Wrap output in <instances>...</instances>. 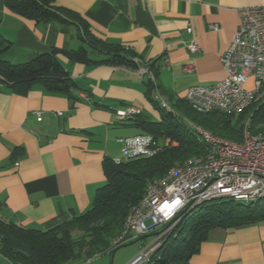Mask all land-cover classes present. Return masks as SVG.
I'll return each mask as SVG.
<instances>
[{"label":"crops","instance_id":"0c3cea01","mask_svg":"<svg viewBox=\"0 0 264 264\" xmlns=\"http://www.w3.org/2000/svg\"><path fill=\"white\" fill-rule=\"evenodd\" d=\"M55 3L77 11L97 38L119 43L153 62L157 89L170 106L178 98L184 100L189 86L222 79L220 57L239 25L238 10L264 6V0ZM0 40L8 44L0 57L13 64L27 62L37 53L69 51L80 45L87 47L92 59L103 57L82 41L76 23L37 22L9 10L5 0H0ZM191 42L199 51H189ZM57 57L78 84L72 97L40 83L24 93L14 92L0 79V218L39 230L87 210L105 181L104 159L120 160L121 137L145 133L130 121H117L116 109L135 105L149 119H161L146 76L132 68L73 61L61 52ZM189 62L194 63L192 72L183 69ZM87 93L93 104L81 97ZM35 111L43 112L42 120L37 121ZM56 111L62 114L55 115ZM15 148L19 152L12 157ZM130 257H119L117 264H127L135 256ZM190 262L264 264V218L209 229Z\"/></svg>","mask_w":264,"mask_h":264},{"label":"trees","instance_id":"16d2710c","mask_svg":"<svg viewBox=\"0 0 264 264\" xmlns=\"http://www.w3.org/2000/svg\"><path fill=\"white\" fill-rule=\"evenodd\" d=\"M5 5L12 12L37 22L51 19L72 21L78 25L82 41L103 54L101 59H92L87 47L80 45L69 51L53 49L37 53L31 60L20 64L7 62L0 57V79L14 92L24 93L33 84L40 83L49 91L72 97V90L78 84L58 59V52L70 60L89 65L107 63L132 69L137 67L134 59L138 56L133 51L119 43L97 38L77 11L57 5L55 0H5ZM7 48L5 40H0V52ZM149 67L156 76L153 62L149 61ZM147 82L151 91L153 83ZM157 108L161 112L160 120H151L138 113L126 121L158 140L167 139L169 144L148 157L122 161L104 159L105 181L96 189L87 210L46 230L26 228L0 218V255L7 264H65L74 260H88L106 251L113 252L115 248L127 244H116L117 247L113 249L112 241L122 233L125 216L141 198L147 182L163 176L175 163L204 151L203 142L189 122L214 135L240 141L243 116L248 111L239 114L219 110L199 113L180 98L175 100L170 111L159 105ZM254 118H257L256 123L253 122ZM183 120L187 123L186 127ZM263 122L264 111H254L250 130H264V127H257ZM18 152L15 148L12 157ZM263 218L264 200L244 203L233 198H219L205 202L183 211L168 223L169 228L160 244L149 260L141 264H191V256L198 252L209 229L234 227ZM147 235L139 236L136 240Z\"/></svg>","mask_w":264,"mask_h":264},{"label":"built area","instance_id":"2783aa9c","mask_svg":"<svg viewBox=\"0 0 264 264\" xmlns=\"http://www.w3.org/2000/svg\"><path fill=\"white\" fill-rule=\"evenodd\" d=\"M238 13L239 25L220 57L222 79L211 85L189 86L184 100L199 113L219 110L239 114L251 110L242 128V138L234 141L214 135L189 122L203 142L204 151L175 163L163 176L147 182L141 198L125 216L123 231L113 244L126 243L144 234L154 233V239L141 245L127 264L148 261L150 252L156 249L168 230V223L183 211L219 198H233L244 203L264 200V131L252 132L249 128L254 111H264V6L240 8ZM211 27L216 29L217 25ZM186 30L191 31V28ZM188 49L199 51L194 42ZM134 61L137 67L133 70L153 83V98L157 104L164 110H172L157 89L149 61L138 57ZM183 69L192 72L194 63L185 64ZM81 97L91 103L86 95ZM138 113L141 110L135 105L114 112L119 122ZM54 114L61 115L62 111ZM35 115L37 121L42 120V111H35ZM120 141V151L125 159L152 156L169 144L149 133L124 136Z\"/></svg>","mask_w":264,"mask_h":264},{"label":"rangeland","instance_id":"374dc122","mask_svg":"<svg viewBox=\"0 0 264 264\" xmlns=\"http://www.w3.org/2000/svg\"><path fill=\"white\" fill-rule=\"evenodd\" d=\"M250 113H251V110L250 111L248 110L247 114H245L243 116L244 117L243 118L244 124L248 120V118L250 117ZM256 120H257V118H254L253 122L256 123ZM183 123H184V127H186L187 123L185 121ZM257 127H259V128L264 127V122L257 124ZM260 131H264V130H260ZM163 140L164 141H162V142L168 141L167 139L166 140L163 139ZM117 154H118L117 156L122 161L123 160V159H121L122 156L119 153H117ZM213 201H217V199H214ZM149 222L150 221H147V223H149ZM153 239H154V235H147L144 238H141L135 242H130V243L126 242L127 244H124V245L119 246V247H117L116 245H112L113 249L115 247H117L113 250V252L106 251V252H104L102 254H98L97 256H95L91 259H88V260H74V261H69L65 264H117V260L119 259V257L123 258V257L131 256L129 259L133 258L139 252L141 245H147L151 241H153ZM153 252H154V250L152 252H150L149 256H151ZM0 264H7L5 258H3L1 255H0Z\"/></svg>","mask_w":264,"mask_h":264},{"label":"water","instance_id":"95a60500","mask_svg":"<svg viewBox=\"0 0 264 264\" xmlns=\"http://www.w3.org/2000/svg\"><path fill=\"white\" fill-rule=\"evenodd\" d=\"M153 234H154V233H153ZM153 234H152V235H153ZM135 241H137V240L135 239L133 242H135Z\"/></svg>","mask_w":264,"mask_h":264}]
</instances>
